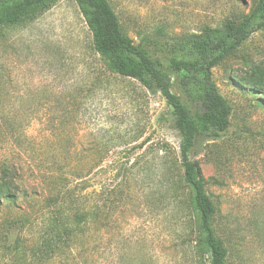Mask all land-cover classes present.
I'll use <instances>...</instances> for the list:
<instances>
[{"label": "rangeland", "instance_id": "1", "mask_svg": "<svg viewBox=\"0 0 264 264\" xmlns=\"http://www.w3.org/2000/svg\"><path fill=\"white\" fill-rule=\"evenodd\" d=\"M108 1L138 43L158 29L222 27L258 0ZM6 32L0 88L20 144L0 146V167L12 156L20 178L0 182V264H209L189 191H176L180 138L165 100L106 69L72 0ZM212 73L232 109L227 133L196 158L213 225L228 264H264V31ZM64 161L76 164L86 204L57 199L50 179Z\"/></svg>", "mask_w": 264, "mask_h": 264}, {"label": "trees", "instance_id": "2", "mask_svg": "<svg viewBox=\"0 0 264 264\" xmlns=\"http://www.w3.org/2000/svg\"><path fill=\"white\" fill-rule=\"evenodd\" d=\"M56 1L0 0V43L6 40L8 29L35 20ZM72 1L91 35L93 51L106 69L120 78L135 81L150 94L160 95L165 100L173 128L180 138L181 176L176 191L180 192V184L189 191L198 217L200 243L208 254L209 264H228V250L213 225L216 208L207 193V182L196 158L206 143L218 141L231 124L232 109L213 80V69L251 36L264 31V0H258L247 15L226 22L222 27L178 36H169L158 29L138 36V43L127 37L108 0ZM4 73L0 65V87ZM8 99L0 88V132L5 131L0 146L20 144L16 134L20 127L13 113L9 114ZM23 137L25 141L28 139L26 135ZM62 167L60 175L50 179L60 187L57 199L86 204L90 194L80 195L75 191L81 176L76 164L64 161ZM19 178L12 156L6 155L0 167V182L19 181ZM87 220L86 211L76 215L79 226L85 225Z\"/></svg>", "mask_w": 264, "mask_h": 264}]
</instances>
